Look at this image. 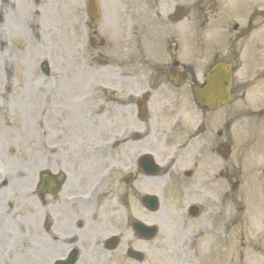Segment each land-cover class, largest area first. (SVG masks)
<instances>
[{
	"label": "rangeland",
	"instance_id": "374dc122",
	"mask_svg": "<svg viewBox=\"0 0 264 264\" xmlns=\"http://www.w3.org/2000/svg\"><path fill=\"white\" fill-rule=\"evenodd\" d=\"M183 1L150 0L151 7L146 8L141 0H100L101 20L94 27L109 49L103 55L106 64L125 70L165 68L169 63L167 56L151 54L148 49L142 53L139 38L154 48L152 38L158 39L169 26L154 22L152 8L157 5L160 13L167 10L169 13L172 4ZM8 3L10 6L1 4L0 0V6L4 4L0 7V214L9 199L12 212L18 211L15 219L25 224L27 217H33L36 211L38 215L43 213L37 191L41 171L58 172L60 162L88 165L92 162V148L110 139L101 134L96 136L94 132L116 134L126 124L116 111V108L122 109L119 101H108L99 94L101 87H96L106 83L110 72L119 70L90 68L92 26L86 0H14V5L9 0ZM185 4L192 24L193 48L183 23L179 59L189 62L200 76L215 60L236 61L233 104L218 117L223 118L225 125H231L226 139L232 146V154L224 163V184L221 182L224 186L215 187L217 193L206 192V198L199 202L204 210L202 217L194 222L197 225L185 229L178 222L175 211L178 214L182 204L170 201L173 198L163 199L165 208L161 219L146 218L160 225L161 234L156 243L144 245L145 264H206L207 248L213 244L219 248L216 252L219 264H264V0H187ZM128 17L134 24L132 28L124 23ZM98 59L99 56L96 67L101 66ZM45 61L50 64L52 81L45 79L41 72ZM72 70L81 74L80 82L65 84L63 91L67 99L54 105L58 114L50 113L49 117L42 118L45 131L48 129L43 144L60 151L57 155V152L47 155L40 148V133L36 135L37 125L33 122L37 106L25 112L21 103H29L33 94L43 98L40 95L46 90L45 83L55 84L57 80L66 83ZM90 70L95 73L91 74L92 104L87 85ZM26 91L28 96L23 99ZM73 109L78 114V125ZM27 113L30 118L26 117ZM44 114L43 109L41 116ZM69 119L73 121L72 126ZM74 126L78 128L72 133ZM220 126L218 121L216 127ZM113 161L120 163L118 159ZM13 166L20 171L18 176L11 170ZM74 166L79 165H72V172ZM217 170L221 168L214 163V173ZM221 206L223 211L219 210ZM39 225L41 228V219ZM20 230L19 225L11 226L9 241L3 242L8 248H0V264L12 261L18 264L16 260L22 259L24 251L20 252V244L25 236ZM204 230H207L205 235L201 234ZM32 240L36 241L33 237Z\"/></svg>",
	"mask_w": 264,
	"mask_h": 264
},
{
	"label": "flooded vegetation",
	"instance_id": "af4514ba",
	"mask_svg": "<svg viewBox=\"0 0 264 264\" xmlns=\"http://www.w3.org/2000/svg\"><path fill=\"white\" fill-rule=\"evenodd\" d=\"M90 79L92 85V76ZM124 79L133 86V91L127 90L122 111L126 123L120 169L124 189L113 193V178L108 170L116 173L117 165L104 158L99 149L95 150L96 156L103 158L110 169L97 172L92 163L94 194L89 200L85 199L87 186L81 181L80 170L74 166L72 172L70 167L76 164L65 163L68 180L44 215L42 243L46 264L64 262L68 257L72 264H135L128 258L129 250H138L143 242L130 228L134 219L129 199L138 200L146 185L150 193L163 197L178 193L182 201L205 192L207 152L209 148L218 152L224 140L222 132L217 131L215 136V121L209 119L206 110L198 109L200 112L194 117L201 123L192 128L185 125L184 115L191 111L188 101L193 70L186 66L181 70L174 61L168 70H139L136 76ZM145 95L148 117L141 121L138 106ZM160 104L172 113L171 122L164 128L159 125ZM186 150L189 152L182 155ZM144 157H151L161 166L158 176L144 175L140 165ZM111 239H116L113 249L108 246Z\"/></svg>",
	"mask_w": 264,
	"mask_h": 264
},
{
	"label": "water",
	"instance_id": "95a60500",
	"mask_svg": "<svg viewBox=\"0 0 264 264\" xmlns=\"http://www.w3.org/2000/svg\"><path fill=\"white\" fill-rule=\"evenodd\" d=\"M89 10L94 19L98 17V10L95 3L90 0ZM232 67L226 64H219L214 76L210 79L209 94L201 96L200 101L205 102L211 109L218 107L220 104H226L230 100V89L232 84V75L230 73ZM227 71V72H226ZM146 234L150 237L155 234L154 229H145Z\"/></svg>",
	"mask_w": 264,
	"mask_h": 264
},
{
	"label": "bare ground",
	"instance_id": "6f19581e",
	"mask_svg": "<svg viewBox=\"0 0 264 264\" xmlns=\"http://www.w3.org/2000/svg\"><path fill=\"white\" fill-rule=\"evenodd\" d=\"M27 95H28V91H26V94H24V98L23 99H26ZM29 98H32V100H30L31 102L29 101ZM29 98H28L29 103L28 102L27 103L26 102L23 103L22 104V108H23V111L28 112V111L31 110L32 106H34V105L37 106L35 111H34L33 122H34L35 125H37L36 135L38 134V132L41 134L42 130H39V127L42 125V117L40 116V113H41V110L43 108V104L41 102V99H39V97L30 96ZM28 115H29V113L26 114V117L30 118ZM14 171L16 173H18V171L16 169ZM14 188H15V191H16V185H14ZM219 210H221V208ZM12 214L13 213H10V215H12ZM29 222H27V227H29V230H30L31 228H33L36 225V223L34 222V220H31L30 223ZM25 224H22V226L25 225ZM0 228L3 229V236H4L3 238L7 242L9 237H10L9 229H5L4 228V222L2 224H0ZM204 249H206V247ZM218 249L219 248L217 247L216 244H213V246L209 245L208 250H207L208 253H207V263L206 264H219L218 261L220 260V257L216 253L218 251ZM39 255L41 257H38L37 253L34 250L30 249L23 256V259H25V260L23 261L22 264H41L42 260L44 262L45 255L43 254V252H41ZM40 258H42V260Z\"/></svg>",
	"mask_w": 264,
	"mask_h": 264
}]
</instances>
